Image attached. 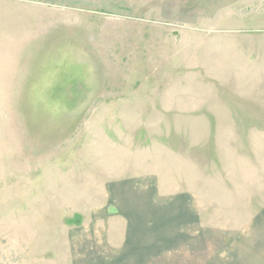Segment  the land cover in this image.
<instances>
[{
  "label": "rangeland",
  "instance_id": "obj_1",
  "mask_svg": "<svg viewBox=\"0 0 264 264\" xmlns=\"http://www.w3.org/2000/svg\"><path fill=\"white\" fill-rule=\"evenodd\" d=\"M0 264H264V0H0Z\"/></svg>",
  "mask_w": 264,
  "mask_h": 264
},
{
  "label": "crops",
  "instance_id": "obj_2",
  "mask_svg": "<svg viewBox=\"0 0 264 264\" xmlns=\"http://www.w3.org/2000/svg\"><path fill=\"white\" fill-rule=\"evenodd\" d=\"M147 239H141V240H139L140 238H138V240H139V242H142V244H147V242H148V237H146ZM158 238L160 239V242L161 241H169V242H171V240H172V237H169L168 239H167V237H166V235H164V234H160L159 236H158ZM189 251H191L190 252V254H192L193 252V249H191V250H189ZM169 252H173V254H175V253H177V251H169ZM181 252H184L183 250H181V251H179L178 253H181ZM165 253V252H164ZM166 257V256H165Z\"/></svg>",
  "mask_w": 264,
  "mask_h": 264
}]
</instances>
